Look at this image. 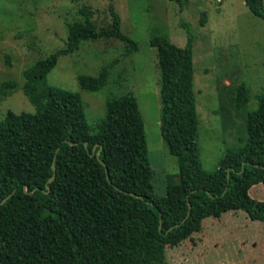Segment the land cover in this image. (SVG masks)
I'll return each mask as SVG.
<instances>
[{"label":"trees","instance_id":"1","mask_svg":"<svg viewBox=\"0 0 264 264\" xmlns=\"http://www.w3.org/2000/svg\"><path fill=\"white\" fill-rule=\"evenodd\" d=\"M170 1L184 10L190 0ZM244 1L264 21V0ZM110 9L111 26L103 29L83 10L84 20L68 25L65 47L24 71L23 91L36 112L8 111L0 120V264H168L166 249L200 232L207 218L243 211L264 224V202L249 195L264 184V93L247 114L244 145L229 149L217 170L206 171L194 88L195 36L187 24L185 47L164 36L150 40L161 71V133L180 176L179 183L167 184L165 196L155 187L145 122L133 94L108 101L93 132L81 94L49 84L60 57L84 41L121 40L126 56L140 50ZM207 22L203 13L200 23ZM116 63L96 77L80 76L82 90H102ZM250 101L242 84L236 107Z\"/></svg>","mask_w":264,"mask_h":264},{"label":"rangeland","instance_id":"2","mask_svg":"<svg viewBox=\"0 0 264 264\" xmlns=\"http://www.w3.org/2000/svg\"><path fill=\"white\" fill-rule=\"evenodd\" d=\"M111 7L120 15L122 31L140 50L126 56L125 42L103 37L84 41L73 54L62 56L49 74L50 85L81 94L93 132L104 120L107 102L133 94L145 122L149 161L156 173L155 187L165 196L168 183H179L177 158L161 133V71L153 37L169 38L185 47L187 24L195 36L194 88L199 118L201 160L206 171L218 169L229 149L244 145L247 114L258 107L264 93V21L254 16L244 0H190L184 10L170 0H0V120L8 111L35 113L23 91L24 71L65 47L68 25L92 13L98 29L111 26ZM203 13L208 22L200 23ZM117 62L99 92L82 90L80 76L96 77ZM6 81L15 89L3 88ZM245 84L251 101L236 107L239 86ZM264 202V184L249 192ZM168 264H264V224L243 211L207 218L202 230L178 247L166 249Z\"/></svg>","mask_w":264,"mask_h":264},{"label":"water","instance_id":"3","mask_svg":"<svg viewBox=\"0 0 264 264\" xmlns=\"http://www.w3.org/2000/svg\"><path fill=\"white\" fill-rule=\"evenodd\" d=\"M99 155V154H98ZM53 169H54V171H55V164H53Z\"/></svg>","mask_w":264,"mask_h":264},{"label":"crops","instance_id":"4","mask_svg":"<svg viewBox=\"0 0 264 264\" xmlns=\"http://www.w3.org/2000/svg\"><path fill=\"white\" fill-rule=\"evenodd\" d=\"M219 2H220V0H219Z\"/></svg>","mask_w":264,"mask_h":264}]
</instances>
